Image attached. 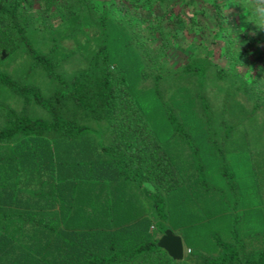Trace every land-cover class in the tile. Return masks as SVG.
Masks as SVG:
<instances>
[{"label": "trees", "instance_id": "obj_1", "mask_svg": "<svg viewBox=\"0 0 264 264\" xmlns=\"http://www.w3.org/2000/svg\"><path fill=\"white\" fill-rule=\"evenodd\" d=\"M37 23L54 31L46 54L28 45ZM69 40L85 67L64 79L55 68ZM23 43L58 86L45 96L0 72L22 100L0 106V264H264V150L235 129L250 117L264 129V0H0V61ZM213 86L226 117L205 95ZM157 131L210 160L233 143L229 169L251 160L253 180L233 177L232 196L217 179L185 180ZM151 173L156 220L126 192ZM168 229L184 260L158 245Z\"/></svg>", "mask_w": 264, "mask_h": 264}, {"label": "rangeland", "instance_id": "obj_2", "mask_svg": "<svg viewBox=\"0 0 264 264\" xmlns=\"http://www.w3.org/2000/svg\"><path fill=\"white\" fill-rule=\"evenodd\" d=\"M53 33V30L47 28V24L37 23L35 26V30H32L30 33L28 32V45L35 47L36 54H46L48 53V48L52 42ZM64 45L67 47V49L60 48L58 50L59 65L55 69L56 73L62 75L64 79H69L72 75L85 67V62L79 55L74 41H66ZM0 72L9 74L12 79L19 84L37 87L45 96L51 95L58 86V82L48 76L47 71L45 70L43 65H40L34 61L33 54L29 52L27 43H23V46L19 50H17L16 53H14L10 58L0 61ZM219 88L217 92L220 96L214 95L216 91L214 86L212 88H209V91H206L205 88L204 90L207 98L215 103L216 106H219L215 111L217 116L224 117L228 112L225 111L221 106L222 102L217 101L224 97V92L222 91V89L219 90ZM0 106H11L18 109H20L22 106L21 98L17 96L12 89L5 87L1 83ZM30 110L35 115L47 117V112L35 105H32V107H30ZM246 120L247 121L245 125H240L235 129L247 128L251 140V151L253 152L254 150V144L257 148V151H263L264 129L262 127H256L254 125L251 126V117L246 118ZM240 132H242V130ZM235 138H237L241 144H244V142L242 141L244 136H242L241 133L237 134ZM239 165L240 168H238V175L240 178L243 177V174L247 173L246 169L248 166L246 165L245 161L240 162ZM253 171L254 170H252L251 168V181L253 180ZM218 183L221 187L223 186L221 180Z\"/></svg>", "mask_w": 264, "mask_h": 264}, {"label": "crops", "instance_id": "obj_3", "mask_svg": "<svg viewBox=\"0 0 264 264\" xmlns=\"http://www.w3.org/2000/svg\"><path fill=\"white\" fill-rule=\"evenodd\" d=\"M92 133L95 135V139L98 140L100 137L99 135L101 132H103V142L105 146H108L111 144L113 138L112 136L108 133L107 128H103L100 130L97 127H94L93 130H91ZM217 136L216 140L219 143L218 146L216 147H221V151L224 149L225 143L222 142L224 140V134L225 131L222 128H217ZM166 135V142H173V144H168L171 149H174L173 152V159L177 163L178 166L181 168H185L184 170L188 171H182V173L179 174L180 177H183L185 180H187L189 177H203L205 176L209 180H215L217 179L218 182L221 180L223 184V188L230 192V196H232V191H230L231 187L234 185L232 184V178L233 177H239L238 171L234 172L232 169L230 170L229 168H233L237 163L236 160H234L232 157L237 156V149L236 145H233V143L230 144V148H227V155H224L220 150L215 149L216 156H219L217 159H208L207 157H197L195 153H193L192 146L191 144H186L184 141L185 139L179 136L180 134L178 133L176 137L173 136L172 132H161L157 131V134L159 135ZM99 138H98V137ZM239 141L235 136L232 137V141ZM93 141V140H92ZM98 143H100V140H98ZM212 141H211V146H212ZM176 147H178V150H175ZM215 146V145H214ZM227 147V146H226ZM225 150V149H224ZM157 152V149L155 150V153ZM232 156V157H231ZM147 159L149 160L150 164L153 166L155 163H157V157L154 156V151L153 148L151 147L150 152L147 155ZM210 163H214L215 166H217L216 169L211 170L210 168H203L202 166L209 165ZM211 165V164H210ZM247 175L251 176V160L248 161L247 163ZM124 177V176H123ZM154 177V173L147 174L144 179V183L142 185H139L137 183H132L127 180V185H126V192L129 196H133V199L135 201V209L137 212H140L145 215H151L155 220H156V211L153 208V202L149 200V194L154 193L158 190L157 186H154L153 182L149 180L150 178L152 179ZM126 180V179H125ZM125 180H121L124 181ZM138 181V180H137ZM116 183H113V187H115ZM128 197V196H127ZM129 198V197H128ZM172 230V229H168ZM173 231V230H172ZM175 233V232H174ZM177 234V233H175ZM179 235V234H177ZM163 235H158L159 239ZM185 251H187L185 249Z\"/></svg>", "mask_w": 264, "mask_h": 264}, {"label": "water", "instance_id": "obj_4", "mask_svg": "<svg viewBox=\"0 0 264 264\" xmlns=\"http://www.w3.org/2000/svg\"><path fill=\"white\" fill-rule=\"evenodd\" d=\"M158 245L166 250L175 260H184L186 256L185 244L180 235L175 234L172 230H166L159 239Z\"/></svg>", "mask_w": 264, "mask_h": 264}]
</instances>
